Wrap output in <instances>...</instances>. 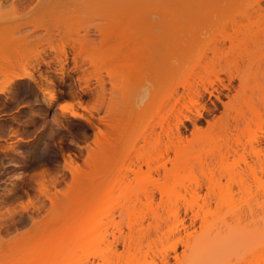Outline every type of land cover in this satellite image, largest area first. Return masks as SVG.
Segmentation results:
<instances>
[{"label": "rangeland", "instance_id": "obj_1", "mask_svg": "<svg viewBox=\"0 0 264 264\" xmlns=\"http://www.w3.org/2000/svg\"><path fill=\"white\" fill-rule=\"evenodd\" d=\"M56 1L21 5L0 0V35L32 19L38 6ZM129 3L139 5L134 13L141 12V24L149 32L144 36L145 57L127 80L120 76L111 82L103 70L98 83L89 74L93 67L87 59L81 63L76 58L75 66V51L69 46L62 74L54 51L46 50L42 57L50 63L29 69L36 83L24 77L7 87L0 75V87H6L0 93V211L14 210L9 218L4 213L8 220L0 214L6 224H0V264H135L134 259L140 264H264V123L253 118L235 125L230 110L241 94L249 93L242 85L244 77L250 86L260 85L264 94V37L255 26L259 20L258 28L264 29V9L258 10L260 16L253 11L256 0ZM260 3L264 8V0ZM113 14L115 22L120 12ZM83 21L104 23L98 17ZM89 31L91 38H100L93 26ZM256 34L261 37L257 49L251 40ZM244 35L246 43L241 41ZM126 52L117 62L123 64ZM51 89L57 99L49 106L45 97ZM254 91L258 96L259 90ZM70 111L82 117H72ZM110 123L117 131L109 129ZM219 124L225 133L220 135L235 151L228 155L227 166L220 167L213 151L211 158L201 151L204 163L194 166L191 161L194 177L189 176L199 187L179 169L185 180L171 195L175 203L169 205L166 198L161 203L152 183L164 181L162 171L147 172L142 160L150 156L169 168L175 155L165 152L171 138L165 131L178 132L185 147L205 129L216 132ZM216 140L210 146L216 148ZM197 150L191 155L198 156ZM254 150L261 151L259 159ZM38 173L47 181L58 180L50 188L56 195L52 203L37 197ZM191 189L198 198L190 197ZM84 228H90L85 237Z\"/></svg>", "mask_w": 264, "mask_h": 264}, {"label": "bare ground", "instance_id": "obj_2", "mask_svg": "<svg viewBox=\"0 0 264 264\" xmlns=\"http://www.w3.org/2000/svg\"><path fill=\"white\" fill-rule=\"evenodd\" d=\"M13 1H17L22 5L25 3L33 2L34 0H13ZM71 1H73L74 3ZM130 1H131V3H136L137 0L134 2H133V0H57L56 2H52L50 4H44V5L38 6V10L34 14L32 19L21 22V23H17V25L12 26L11 28L8 27L7 30L5 29L4 32H2L0 35V75H3L5 77L6 86L7 87L10 86L16 79H21L24 77L29 78L31 81L36 83L37 81L34 78L32 72L29 71V69L30 68L36 69L42 63L48 65L50 63V61L43 60V57H42L43 54H45L48 50L54 51V58H55V61L57 63V66L59 67L58 72H60V74H62L63 73L62 72L63 66L66 63V59H67L66 58V54H67L66 46L71 47V49L73 48L75 51V54L72 58L74 60V64H76L78 57H80L81 63L85 59L88 60V63L90 65H92V67H93V69H91L92 71H90L89 74H91V72H93L96 75L95 79L98 83H101V81H102L101 72L103 70L107 73L111 82H112V80L114 81V80H116L118 78H122V77H123V80L124 79L127 80L129 77H131L129 75H132V72L137 68L136 67L137 63H139L140 60H142L143 57H145L144 52H143V47L145 44L144 39H145V37L147 38V34H148L147 32H149L147 30L148 27L146 26V24H143V23H142L143 25L141 24V22H142V17H140L141 12L135 15L136 11L140 10L139 5L138 4H130L129 3ZM69 2L72 3V4H70V6L68 4ZM260 2H261V0H256L255 6L252 7L254 12L257 11V13H260L261 11H258V10H260L261 8L264 9L263 7H261L262 5H260L261 4ZM64 4H67V5H64ZM63 6H65V7L67 6V8L69 10L66 8L65 11L62 10V12H59L61 10L58 11L57 9H60V7L62 8ZM116 10L120 12L119 17H117V15H116V18L119 20L117 23H116V21H117L116 18H115V22H114L115 16L113 17V15H114L113 13ZM129 13H130V15H129ZM261 14L262 13L257 14V15L260 16ZM48 15L52 16V18L45 21L43 19V17L48 16ZM75 16L77 17L76 21H75V19H72ZM82 17H85V18L88 17L89 22L94 17H98V18L104 20V23L92 25L91 23L89 24L86 21L84 22L83 20L85 18L82 20ZM126 18H127V20H126ZM262 20H260V21H262ZM258 22H259V20L257 21V23ZM257 23L255 26H257L258 31L260 30L259 31L260 35L262 37H264V35L261 34V32L262 33L264 32V29H263V27H262V29H261V27L258 28L259 26ZM259 24H260V22H259ZM24 26L25 27L30 26L31 28L30 29L28 28V30L27 29L22 30L21 27H24ZM90 26H93L94 29L97 30L99 33L100 38L97 41L90 37V34H89ZM20 29L22 30V32H20L21 31ZM39 29H43L44 33L42 35L35 33ZM16 30L19 32V34H15L17 32ZM80 30H82L84 32L80 33ZM55 35H58V37H55ZM260 35L256 34L255 36H253L254 38L251 39L252 43L255 45L256 49L258 48V43L261 40V37H259ZM227 36H229V37H227L226 40L232 41L233 38L231 37V35H227ZM244 36L245 37L242 36L244 41H243V39H241V37H238V36L237 37H238V39L240 38L242 42H245V41L247 42L248 38L246 37V35H244ZM225 37H226V35L222 38L223 41H224ZM236 38H235V40H237ZM126 49H127V52H126ZM128 50H129V52L131 51V54L128 52ZM125 52L127 55L129 53V55H128L129 57L127 55H125L124 59L125 58H127V59L125 61H123V64L120 63V61H118L120 63L119 64L117 62V58L119 55L125 54ZM76 58H77V60H76ZM75 66L79 67V65H77V64ZM16 68L19 69L18 72L16 71ZM137 71H138V69H136V72ZM133 73H135V71ZM120 76H122V77H120ZM87 77L83 78V80L85 79L87 81L88 79H90ZM45 80L48 83H52V80L50 78L45 79ZM100 85L102 87V84H100ZM242 85H243V88H247L249 90V93L248 94H241L238 98L239 100H238L237 104L236 105L233 104V106H234L233 109H231L232 107L231 108L229 107L230 110H233V112H234L233 115L231 116L232 120L234 121L235 125H238L242 122H245L247 124V121L248 120L251 121V119L253 120V118L258 119L256 121H258L259 124L264 123V117H263L264 116V94H263V92H261L262 91L261 86L258 84H256L255 86H250L248 84L246 77H244L242 79ZM46 86H47V84H46ZM254 87L257 90H259L258 96L254 93L255 92L254 90H256V89H254ZM5 89H6L5 86L0 87V93H3L4 91H6ZM41 91H43V89H41ZM54 94L55 93L53 92V89H51L48 92L47 96L45 97V101H46L47 105L51 106L53 104V102L57 99V97ZM80 102L81 101L79 100L76 104H78V106H79V105H81ZM97 105L100 106L99 103ZM97 105H95V107ZM80 107H83V105ZM59 108L61 110H63L64 105H60ZM69 113L72 117H80V118L82 117L80 114H77L74 111H70ZM85 120H88V119H85ZM106 121L109 123L108 120H106ZM258 123L256 122V124H258ZM220 124H222V123H220ZM220 124H219V126L216 125L217 128L214 126L216 132L213 130V128H212V130H210V128H209V130L205 129V132L202 131L204 133H201V132L197 133V135H196V137L198 136L197 141H196L197 143L194 141V144L199 145L198 150L193 147L194 144H191V145L188 144L185 147H183L184 146L182 143L183 140H182V138L178 132L176 134H174L175 132H172V130H170V129L165 131V135L167 137H169V136L171 137L168 141V144L165 145V152L172 150L174 155H175L174 160H173V158H172V161L169 160L170 161L169 163H171L170 164L171 167H169V168L166 167L165 162L159 161V160L155 161L150 156L146 157V158H144V160H142L146 166L147 172H149V173L155 172L158 174L160 171H162L164 181L163 182L154 181L152 183V185L156 186L155 188H156L157 192L159 193V196H160L159 201L161 203L163 202V204H164V200H163L164 198L167 199L165 202H169V205H171L170 202L175 203V202H172L170 200V198H172L171 195L174 196V194H177V192H178V191L175 192V188L177 186L180 187V184H182L181 186L183 187V185H184L183 183H184L185 178L188 179L187 177L190 176L191 172L193 174L194 170L192 167H194L195 164L198 163V164L202 165L204 163V162H202L203 160L201 159L202 158V156L200 155L201 151L204 152V153H202L204 155V157L206 155H208L210 158L212 155L216 156L217 163L220 165V167H223L221 165H224V167H225V165H226L225 162L227 161L228 155L230 154L231 151H232V153L235 151L227 143V140H228L227 137L224 136V138H223L222 137L223 135L222 136L220 135L221 132H222L221 134H225L223 132V126ZM108 127H109V129H111V131H112V129L114 130V123H110V126L108 125ZM115 130L117 131V126L115 127ZM213 131H214V133H213ZM102 134H103V136L107 135L104 133H102ZM109 134H112V133H109ZM220 138H222V139H220ZM216 139H218V142L220 140V143H218L219 145L216 143L217 144V145L215 144L216 148L214 147V145L210 146L217 141ZM199 147L201 150H199ZM208 148L210 151H208ZM211 148L212 149L214 148L215 150L214 149L212 150ZM193 150L199 151L196 153H198L201 157L199 158V155L198 156H192L193 155L192 152H194ZM205 151H207V152H205ZM211 151H213V153ZM210 152L212 155H210ZM253 153H254L256 159H259L261 151L260 150H254ZM206 158H207V156H206ZM206 158H205V160H206ZM71 161H69V163H71ZM191 161H193V163ZM67 162L68 161H66V163ZM191 163L194 166H192ZM190 164H191V166H190ZM262 165H263V169H264V160L262 162ZM67 166H68V164H67ZM184 167H187L186 170ZM224 167H223V169H224ZM68 168H67L68 170H71V166H68ZM179 169L180 170L182 169V173H183V171L184 172L186 171V173L188 175L185 174V178H184V174H180V173L178 174V172H181V171H179ZM190 170H192V171L190 172ZM44 172L45 171H43V175L48 176ZM139 172L140 171H138V173ZM40 174H41V172H40ZM40 174H39V177L37 176L38 179H40V180L37 179V182H36V183H38V185H37V190H38L37 197L39 196V198H40V195H43V197H45L46 199L49 200V202L52 203L54 200L53 197H55L56 195H55V192H52V190H51L52 193L50 192V188L55 187L58 180H57V178H56V180H54L55 179V177H54L53 179L51 178L52 181L50 178L47 181L46 179L48 177L47 178L43 177V175L40 176ZM141 174L142 173H139V174H137V176H140ZM192 174H191V176L194 175V174L193 175ZM202 174L204 175L203 172H202ZM120 176H122V177H120ZM41 177L44 178V181H43V178H41ZM118 177L122 178L120 180L126 179V177L123 175H118ZM118 177H114V179H116ZM210 177H211V175H210ZM17 178L22 179V177H20V176H18ZM195 178H196V176H195ZM254 179H256V177H254ZM190 180H191V178H190ZM192 180H194V179H192ZM192 180L190 182L194 183L195 180L194 181H192ZM196 180H197V178H196ZM240 180H242V179H240ZM208 181L212 182V180H209V178H208ZM166 182H168L169 184L167 185ZM187 182H188V180H187ZM195 183L197 184L198 182L195 181ZM170 184H171V186H170ZM188 184L191 185V183H188ZM198 185L199 184H197V186ZM187 187L190 188L191 186L190 187L187 186ZM195 188H197V187H195ZM172 189H174L175 193L172 191ZM184 190H185V188H184ZM191 190L192 191H191L190 197H192V196L194 197V195L197 193H195L193 191V189H191ZM186 191L187 190H185V192ZM195 191H196V189H195ZM192 192H194V195H192L193 194ZM168 193H169V196H168ZM187 193H189V192L187 191ZM129 196H130V194H129ZM197 196L198 195H196V198H198ZM135 197H136V195H135ZM176 198H179V197H176ZM196 198L194 197V199H196ZM136 199H137V197H136ZM27 200L29 201V199H27ZM30 200H32V199L30 198ZM127 200H129V198ZM173 201H175V198ZM30 203H32V201ZM25 208L26 207H24V209ZM2 212L0 214H3L2 217L5 218V220L6 219L8 220V218L11 216L10 212H12L14 214V210L9 211V214H7L6 211H4L3 213ZM4 213L6 214V216L8 218L4 215ZM196 213L197 212L195 211V214ZM2 219L0 220L1 221L0 224H3V222L5 221L4 219H3L4 221ZM34 222L36 223V221H34ZM1 226L2 225H0V227ZM89 229L90 228H84L82 230V234L84 235V237L87 236L88 234H90ZM92 231L93 230H91V232ZM111 251H112V249H111ZM164 259L165 258H163V260L162 259L161 260L164 261ZM131 261H133V260H131ZM165 262L167 263L166 260H165ZM134 263L138 264L139 261L137 263V262H135V259H134ZM131 264H133V263H131ZM163 264H164V262H163Z\"/></svg>", "mask_w": 264, "mask_h": 264}, {"label": "flooded vegetation", "instance_id": "obj_3", "mask_svg": "<svg viewBox=\"0 0 264 264\" xmlns=\"http://www.w3.org/2000/svg\"><path fill=\"white\" fill-rule=\"evenodd\" d=\"M51 70V69H50Z\"/></svg>", "mask_w": 264, "mask_h": 264}]
</instances>
